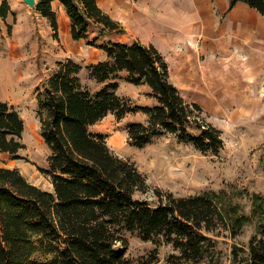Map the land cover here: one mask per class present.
I'll use <instances>...</instances> for the list:
<instances>
[{
  "label": "trees",
  "instance_id": "trees-1",
  "mask_svg": "<svg viewBox=\"0 0 264 264\" xmlns=\"http://www.w3.org/2000/svg\"><path fill=\"white\" fill-rule=\"evenodd\" d=\"M53 1L37 0L36 11L49 19L58 38ZM57 1L66 11L75 41L87 39L90 27L101 38L126 32L98 0ZM238 2L264 14V0H230L229 7ZM7 13L5 3L0 17ZM99 48L105 59L87 66L96 89L82 80L83 66L66 59L37 93L40 134L50 151L47 166L40 170L49 177L52 190L30 182L18 168L0 165V264H131L126 257L127 233L171 244L180 254L170 255L167 264H189L203 258L205 248L215 243L209 235L217 228L215 219L237 235L244 216L227 225L210 193H168L165 203L154 206L135 197L147 191L146 177L130 160L116 155L103 134L91 130L108 114L118 119L136 112L148 116L146 123L128 125L129 140L138 148L169 133L181 143L217 155L224 139L222 131L202 117V108L183 98L171 81L168 62L154 45L106 41ZM120 79L147 85L156 104L135 105L119 95ZM23 131L17 109L0 98V152L14 155L23 148ZM260 208L264 213V206ZM240 252L245 249L233 251L236 264H264V224L261 237L250 239L248 256L239 259Z\"/></svg>",
  "mask_w": 264,
  "mask_h": 264
},
{
  "label": "rangeland",
  "instance_id": "rangeland-1",
  "mask_svg": "<svg viewBox=\"0 0 264 264\" xmlns=\"http://www.w3.org/2000/svg\"><path fill=\"white\" fill-rule=\"evenodd\" d=\"M153 1L98 0V3L111 16H123L129 11L153 13ZM5 3L7 17H0V98L17 109L24 121V131L23 148L14 155L0 152V165L18 168L30 182L52 190L49 177L40 170L47 166L50 151L40 134L37 93L44 80L66 59L80 63L82 80L96 89L98 86L89 78L87 66L105 59L99 46L106 43V39L99 37L96 28L90 27L87 39L75 41L68 20L60 22L56 38L48 20L31 10L23 0H0V7ZM135 28L129 26L126 33H109L108 39L136 36L135 40L141 41ZM142 37L145 39L144 35ZM117 93L135 105L146 106L151 101L146 86L130 84L124 79L118 81ZM202 117L208 121L203 111ZM147 119L143 112L130 113L122 119L108 114L91 130L103 134L110 149L134 163L146 177L147 191L138 192L135 197L154 206L165 203L168 193L175 197L210 193L225 213L227 225L231 227L244 216L239 220L236 236L231 235L229 228L221 226L220 220L213 219L217 228L209 235L215 243L205 248L203 258L189 264H236L233 251L237 247L245 249L239 253V259L246 258L250 239L261 237L264 224L260 208L264 206V115L255 116L250 124L222 131L224 147L217 155L181 143L169 133L156 137L142 148L133 146L128 137V125L146 123ZM155 189L161 191L160 195ZM127 237L126 257L131 264H167L170 255L180 254L165 242L144 241L136 233H127Z\"/></svg>",
  "mask_w": 264,
  "mask_h": 264
},
{
  "label": "crops",
  "instance_id": "crops-1",
  "mask_svg": "<svg viewBox=\"0 0 264 264\" xmlns=\"http://www.w3.org/2000/svg\"><path fill=\"white\" fill-rule=\"evenodd\" d=\"M229 3L154 0V12L148 15L129 11L112 16L125 30L136 27L140 40L159 50L183 98L198 104L208 122L221 131L264 115V14L245 2L231 8ZM52 8L59 30L60 22L69 18L59 1H53ZM108 36L106 41L123 43L137 39ZM138 86H146L149 93L147 85ZM150 98L146 106L156 104Z\"/></svg>",
  "mask_w": 264,
  "mask_h": 264
},
{
  "label": "water",
  "instance_id": "water-1",
  "mask_svg": "<svg viewBox=\"0 0 264 264\" xmlns=\"http://www.w3.org/2000/svg\"><path fill=\"white\" fill-rule=\"evenodd\" d=\"M24 3L26 5H28V7L31 9V10H36L37 8V0H23Z\"/></svg>",
  "mask_w": 264,
  "mask_h": 264
}]
</instances>
